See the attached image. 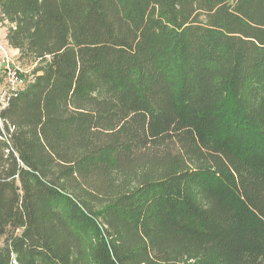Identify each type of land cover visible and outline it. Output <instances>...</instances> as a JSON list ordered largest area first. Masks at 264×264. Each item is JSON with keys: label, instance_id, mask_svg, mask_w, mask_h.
Segmentation results:
<instances>
[{"label": "trees", "instance_id": "obj_1", "mask_svg": "<svg viewBox=\"0 0 264 264\" xmlns=\"http://www.w3.org/2000/svg\"><path fill=\"white\" fill-rule=\"evenodd\" d=\"M0 20L42 62L0 106V264H264V0Z\"/></svg>", "mask_w": 264, "mask_h": 264}, {"label": "built area", "instance_id": "obj_2", "mask_svg": "<svg viewBox=\"0 0 264 264\" xmlns=\"http://www.w3.org/2000/svg\"><path fill=\"white\" fill-rule=\"evenodd\" d=\"M0 76L2 77L0 106L31 81L28 72L15 62L13 54L2 45H0Z\"/></svg>", "mask_w": 264, "mask_h": 264}, {"label": "rangeland", "instance_id": "obj_3", "mask_svg": "<svg viewBox=\"0 0 264 264\" xmlns=\"http://www.w3.org/2000/svg\"><path fill=\"white\" fill-rule=\"evenodd\" d=\"M10 24L6 20H0V45H2L6 50H9L13 57L15 58V62L23 69L28 72L30 76V80L33 79V76L40 72L42 67V62L39 60H34L28 55L24 54L22 51L18 49L12 48L6 39V34L9 29ZM2 238H0V246L2 245Z\"/></svg>", "mask_w": 264, "mask_h": 264}]
</instances>
